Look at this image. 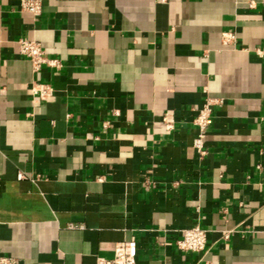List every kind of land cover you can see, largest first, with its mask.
I'll return each instance as SVG.
<instances>
[{"label":"crops","instance_id":"crops-1","mask_svg":"<svg viewBox=\"0 0 264 264\" xmlns=\"http://www.w3.org/2000/svg\"><path fill=\"white\" fill-rule=\"evenodd\" d=\"M20 3L0 0V254L94 264L135 237L137 264H264V0ZM21 38L61 69L35 72ZM195 224L208 248L179 249Z\"/></svg>","mask_w":264,"mask_h":264},{"label":"built area","instance_id":"built-area-1","mask_svg":"<svg viewBox=\"0 0 264 264\" xmlns=\"http://www.w3.org/2000/svg\"><path fill=\"white\" fill-rule=\"evenodd\" d=\"M20 6L23 10L32 12L36 16L42 13V0H21ZM234 36L225 34V42H229ZM20 52L28 57L33 64L35 72H39L43 65H49L56 69H61L62 63L60 59L51 57L47 54L42 43L35 39L21 38L19 40ZM259 54H264V49L259 50ZM32 94L41 100H46L54 94V86L45 81H34ZM218 100L211 97L207 98L202 107L197 109L194 117V124L197 132L193 139V148L200 156L206 153L205 140L213 122L214 105ZM166 129L174 128V118L164 117ZM20 178H26L25 173H19ZM208 229L199 224L183 228L181 236L176 243L179 249L183 251L200 252L208 248ZM230 231H225L224 237L227 238ZM138 242L135 237L117 242L114 249L113 257H98L94 264H137ZM0 264H20L17 257L8 254H0Z\"/></svg>","mask_w":264,"mask_h":264}]
</instances>
